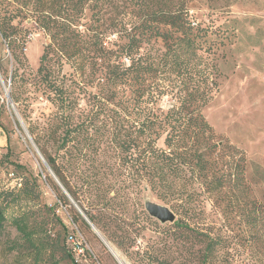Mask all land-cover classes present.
<instances>
[{
    "label": "trees",
    "instance_id": "16d2710c",
    "mask_svg": "<svg viewBox=\"0 0 264 264\" xmlns=\"http://www.w3.org/2000/svg\"><path fill=\"white\" fill-rule=\"evenodd\" d=\"M190 2L0 0V40L10 56L13 102L32 87L54 107L42 134L56 144L55 152L48 154L41 138L34 142L66 192L75 195L70 166L88 163L90 173L106 175L113 168L105 156L114 152L120 181L113 195L146 188L170 205L178 215L173 226L188 230L198 245L191 264H231L237 245L244 246L245 232L234 233L230 217L259 242L264 206L252 198L245 153L221 139L203 116L219 89L214 61L227 35L220 26L211 30L193 24ZM26 20L49 36L34 74L24 54L32 33L23 25ZM111 34L114 38L106 42ZM64 65L72 69L68 75L61 73ZM164 95L173 101L166 108L159 104ZM8 175L17 179L12 171ZM22 185L17 192L0 190V238L10 222L18 235L11 245L18 258L59 264L65 257L77 264L85 249L70 244L73 234H54L30 209L17 207L18 197L27 192V182ZM51 185L67 204L59 185ZM209 217L216 220L213 225H205ZM89 222L100 228L94 215ZM58 252L62 255L56 259Z\"/></svg>",
    "mask_w": 264,
    "mask_h": 264
},
{
    "label": "rangeland",
    "instance_id": "374dc122",
    "mask_svg": "<svg viewBox=\"0 0 264 264\" xmlns=\"http://www.w3.org/2000/svg\"><path fill=\"white\" fill-rule=\"evenodd\" d=\"M191 1L188 10L193 24L208 25L211 30L220 26L227 35L226 45L214 61L219 71V89L204 107L203 116L221 139L245 153L252 198L264 206V0ZM119 4L122 5V1ZM23 25L32 30L24 54L29 72L34 74L49 36L31 20H26ZM114 36L109 35L105 41L110 42ZM0 65V190L17 192L26 181L27 192L18 197L17 207L30 209L54 234L61 237L73 234L70 244L72 241L85 249V256L78 258L77 264H119L106 244L117 250L124 264H157V261L191 264L190 255L198 245L188 230L173 226L178 215L174 213L172 223H160L145 209L147 202L171 210L169 204L159 201L142 187L122 189L113 195L120 181L116 176L118 160L114 152L105 156V162L113 168L112 172L106 171V175L95 173L97 170L90 173L88 163L70 166L68 180L75 195L66 191L67 196L64 195L58 184L59 193L65 196L67 204L57 198L51 185V182L57 184L53 172L46 168L45 156L34 142L41 138L40 143L48 154L55 152L56 144L47 142L42 134L54 107L41 91L32 87L21 95L18 103L13 102L10 56L1 40ZM70 72L72 69L64 65L61 73L68 75ZM70 83L66 80L67 85ZM172 103L169 95L159 100L163 108ZM10 171L17 179L8 175ZM32 184L37 191L33 190ZM89 215H94L100 228L89 222ZM73 219H76L75 223ZM230 220L234 233L245 232L244 246L237 245L231 264H264V236L261 241H254L251 230L238 218L231 216ZM214 221L209 217L204 223L213 225ZM17 236L8 222L0 238V264H31L18 258L17 252L11 249ZM55 255L58 259L62 252ZM59 264L74 263L64 257Z\"/></svg>",
    "mask_w": 264,
    "mask_h": 264
},
{
    "label": "water",
    "instance_id": "95a60500",
    "mask_svg": "<svg viewBox=\"0 0 264 264\" xmlns=\"http://www.w3.org/2000/svg\"><path fill=\"white\" fill-rule=\"evenodd\" d=\"M45 162V161H44ZM45 166L47 169H49L47 163L45 162ZM50 172L52 171L51 169H49ZM55 177V176H54ZM55 181L58 183L57 179L55 178ZM59 186L61 187V189L63 190L64 194L67 196L63 186L61 184H59ZM145 209L147 211V213H149L152 217H154L155 219H157L160 223L161 222H169L172 223L175 221V215L173 212L170 211V209L164 205H158L152 202H147L145 204ZM92 229H94L92 227Z\"/></svg>",
    "mask_w": 264,
    "mask_h": 264
},
{
    "label": "bare ground",
    "instance_id": "6f19581e",
    "mask_svg": "<svg viewBox=\"0 0 264 264\" xmlns=\"http://www.w3.org/2000/svg\"><path fill=\"white\" fill-rule=\"evenodd\" d=\"M110 250V252L112 253L113 257L115 260H117L119 262V264H124L123 260L120 258L118 252L116 249H114L111 245L106 244Z\"/></svg>",
    "mask_w": 264,
    "mask_h": 264
},
{
    "label": "built area",
    "instance_id": "2783aa9c",
    "mask_svg": "<svg viewBox=\"0 0 264 264\" xmlns=\"http://www.w3.org/2000/svg\"><path fill=\"white\" fill-rule=\"evenodd\" d=\"M77 253L81 254L82 253V249L80 247H77Z\"/></svg>",
    "mask_w": 264,
    "mask_h": 264
}]
</instances>
